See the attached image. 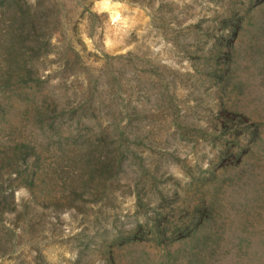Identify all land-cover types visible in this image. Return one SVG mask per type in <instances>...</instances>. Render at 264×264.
Here are the masks:
<instances>
[{"label": "rangeland", "instance_id": "obj_1", "mask_svg": "<svg viewBox=\"0 0 264 264\" xmlns=\"http://www.w3.org/2000/svg\"><path fill=\"white\" fill-rule=\"evenodd\" d=\"M0 264H264V0H0Z\"/></svg>", "mask_w": 264, "mask_h": 264}]
</instances>
